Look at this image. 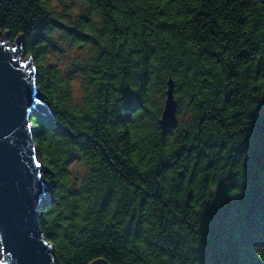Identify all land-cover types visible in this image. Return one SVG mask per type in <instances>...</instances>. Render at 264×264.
<instances>
[{"label": "trees", "instance_id": "trees-1", "mask_svg": "<svg viewBox=\"0 0 264 264\" xmlns=\"http://www.w3.org/2000/svg\"><path fill=\"white\" fill-rule=\"evenodd\" d=\"M79 1L86 10L65 19L48 0H0V36L20 40L51 112L30 120L55 264H189L194 208L238 182L242 144L258 154L260 131L246 125L264 104V0ZM56 32L87 47L73 60L78 103L47 62ZM169 77L177 120L181 105L190 120L162 129ZM76 152L89 167L80 187L67 184Z\"/></svg>", "mask_w": 264, "mask_h": 264}, {"label": "water", "instance_id": "water-1", "mask_svg": "<svg viewBox=\"0 0 264 264\" xmlns=\"http://www.w3.org/2000/svg\"><path fill=\"white\" fill-rule=\"evenodd\" d=\"M0 44L3 45L0 48V135L7 137L0 139V264H55L53 247L26 244L12 227L22 219L29 223L32 219L39 222L38 209L46 195L47 183L43 179L39 182V195H36L31 157H36V162L42 166L41 171L45 167L38 159L30 117L34 111H39L50 118L51 112L48 101L36 95V69L32 59H22L20 40L11 42L1 37ZM12 48L16 52L13 53ZM173 86L169 77L158 118L162 129L174 128L178 123ZM3 245L13 254L4 252ZM89 264L110 263L99 257Z\"/></svg>", "mask_w": 264, "mask_h": 264}, {"label": "snow or ice", "instance_id": "snow-or-ice-1", "mask_svg": "<svg viewBox=\"0 0 264 264\" xmlns=\"http://www.w3.org/2000/svg\"><path fill=\"white\" fill-rule=\"evenodd\" d=\"M11 51L14 53L16 49ZM246 126L260 131L258 154L255 145L242 144L233 165L240 173L238 182H226L219 190L210 189L206 200L194 208L199 227L187 239L189 264H264V104L253 105ZM0 139L7 137L0 135ZM31 162L34 163L35 194L39 195L42 166L35 156ZM222 208L226 211L222 212ZM43 223V218L39 222L32 219L30 223L22 219L12 227L24 243L52 248L53 241L40 235ZM3 251L13 254L6 245Z\"/></svg>", "mask_w": 264, "mask_h": 264}, {"label": "rangeland", "instance_id": "rangeland-1", "mask_svg": "<svg viewBox=\"0 0 264 264\" xmlns=\"http://www.w3.org/2000/svg\"><path fill=\"white\" fill-rule=\"evenodd\" d=\"M55 10L65 19H74L79 13L86 10V6L79 0H48ZM75 9V11H73ZM1 38V36H0ZM47 62L55 66L63 76L67 77L69 84L70 98L74 103L81 101L84 93V84L81 72L76 71L73 67V60L87 52V47L72 43L71 39L63 34L56 32L55 49L48 50ZM22 59H28L22 54ZM39 99L44 101L39 89L36 93ZM160 108L163 106V100L159 101ZM158 106L154 107V113H158ZM178 121L181 127L188 124L190 120V111L182 105L178 106ZM68 171L67 184H74L80 187L84 177L88 172V165L80 153H74L66 165ZM44 171V170H43Z\"/></svg>", "mask_w": 264, "mask_h": 264}, {"label": "clouds", "instance_id": "clouds-1", "mask_svg": "<svg viewBox=\"0 0 264 264\" xmlns=\"http://www.w3.org/2000/svg\"><path fill=\"white\" fill-rule=\"evenodd\" d=\"M73 11H75V9H73Z\"/></svg>", "mask_w": 264, "mask_h": 264}]
</instances>
